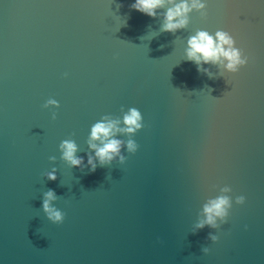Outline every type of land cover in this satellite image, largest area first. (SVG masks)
Masks as SVG:
<instances>
[{
	"label": "water",
	"instance_id": "95a60500",
	"mask_svg": "<svg viewBox=\"0 0 264 264\" xmlns=\"http://www.w3.org/2000/svg\"><path fill=\"white\" fill-rule=\"evenodd\" d=\"M201 2L207 16L173 34L135 0H0V264H264V0ZM197 30L229 32L249 63L198 72ZM132 107L143 127L114 137L125 163L90 172L92 126L122 128ZM65 139L80 168L61 159ZM49 189L61 224L43 212ZM218 195L233 198L227 222L196 229Z\"/></svg>",
	"mask_w": 264,
	"mask_h": 264
},
{
	"label": "clouds",
	"instance_id": "9594fccd",
	"mask_svg": "<svg viewBox=\"0 0 264 264\" xmlns=\"http://www.w3.org/2000/svg\"><path fill=\"white\" fill-rule=\"evenodd\" d=\"M130 7L152 18L159 15L162 17L159 31L173 34L178 30L187 28L190 22V13L193 11L200 13L202 18L207 16L206 4L201 0H180V2L177 0H135V3L131 4ZM161 9H166V11L160 12ZM185 56L186 60L197 66L198 72L209 77H211L209 69L203 67L206 64L220 65L226 71L236 73L249 63V56L236 47L233 36L223 30H217L214 35L205 30H197L195 35L187 38ZM49 106L58 108L59 103L55 99H48L43 107L49 108ZM52 118H56L55 113L52 114ZM142 119L141 112L132 107L123 115L124 127L122 128L118 127L119 120H111L108 117H104L101 122L95 123L87 141L89 148L94 151V156L88 155L89 171L95 172L97 162L101 167L110 165L117 158H119V163H125L126 158L121 155V148L125 146V141L114 137L118 132L134 136L143 127ZM95 141H99V144ZM138 147L135 140H127L126 148L129 153L135 154ZM59 150L62 153L61 159L67 162L70 167L80 168L83 165V158L76 155L78 146L74 140H63L59 145ZM49 160L54 162L56 157L51 156ZM55 172V169L47 172V179L55 181L57 179ZM220 191L221 193H231L232 189L229 186H224ZM57 199L58 197L53 190H47L43 193L42 209L49 221L54 224H61L65 219V214L53 206V201ZM244 203L245 197L243 195L235 197V204L242 205ZM232 207L233 198L230 195H218L209 199L202 206L203 219L197 222L196 229H202L205 225L211 228H219L220 223L227 222ZM208 239L215 243L219 237L209 233ZM202 251L207 254L210 249L204 247Z\"/></svg>",
	"mask_w": 264,
	"mask_h": 264
}]
</instances>
